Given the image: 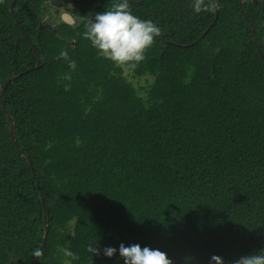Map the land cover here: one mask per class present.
Listing matches in <instances>:
<instances>
[{
  "label": "trees",
  "instance_id": "1",
  "mask_svg": "<svg viewBox=\"0 0 264 264\" xmlns=\"http://www.w3.org/2000/svg\"><path fill=\"white\" fill-rule=\"evenodd\" d=\"M12 1L0 0V264H35L46 224L38 264H125L121 243L173 264L264 250V0L199 13L129 0L162 30L135 68L82 35L115 0H60L76 23L50 22L59 35L44 21L57 0Z\"/></svg>",
  "mask_w": 264,
  "mask_h": 264
},
{
  "label": "clouds",
  "instance_id": "2",
  "mask_svg": "<svg viewBox=\"0 0 264 264\" xmlns=\"http://www.w3.org/2000/svg\"><path fill=\"white\" fill-rule=\"evenodd\" d=\"M218 0H193L194 11H215ZM83 37L90 41L98 55L111 60L121 67L135 68L145 59V53L156 37L162 35L160 27L151 20H143L131 11L129 0H115L109 9L98 12L84 25ZM71 70H75L76 61L69 58L66 51L59 54ZM62 80L71 81L70 73H65ZM71 84H65L64 90L70 91ZM98 243H89L87 251L94 256L101 254ZM64 256L78 260L79 256L69 249H62ZM104 255L113 257L117 253L114 247L103 249ZM119 255L125 264H173L168 255L150 247L141 248L139 244L125 246L121 243ZM213 264H224L219 256L212 257ZM233 264H264V250L259 253L242 256Z\"/></svg>",
  "mask_w": 264,
  "mask_h": 264
},
{
  "label": "water",
  "instance_id": "3",
  "mask_svg": "<svg viewBox=\"0 0 264 264\" xmlns=\"http://www.w3.org/2000/svg\"><path fill=\"white\" fill-rule=\"evenodd\" d=\"M15 1H16V0H13V1H12V4H14ZM57 1H58V3H57L58 5H61V4H62V2H61L60 0H57ZM61 19H62L64 22H66V23H68V24H70V25H74V24L76 23V19H75V17H74L70 12H68V11H65V12H63V13L61 14ZM45 25L51 27V29H52L53 31H55V33H56L57 35H59V34H58V30H57V28H56L54 25H51V23H50L49 20L46 21ZM27 36H28V35H27ZM28 38H29V36H28ZM70 41H71V42H74L73 40H70ZM29 42H30L32 48L35 49V45H34L33 41H32L30 38H29ZM40 66H41V59L38 58L37 67H40ZM15 79H16L15 76H14V77H11V78H9V79H7V81H6V83H5V86H4L3 90H2V95H1V96H2V101L4 100V95H5V90H6L7 85H8L10 82H12L13 80H15ZM3 109H4V111H5V112L7 113V115H8L9 121H10V123H11V135H12V137L15 139V125H14L13 118H12V116L8 113V111H7L6 107H5V105H3ZM21 153H22L23 155H25V153H23L22 151H21ZM41 199H42V202H43V204H44V207H46V206H45V197H44L43 192H41ZM45 228H46V231H45V235H44V241H43V243H42V245H41V247H40V249H39V251H38L36 257H35V264H38V256H39V253L41 252V249L44 247V245H45V243H46V240H47V236H48V232H49V226L46 224Z\"/></svg>",
  "mask_w": 264,
  "mask_h": 264
},
{
  "label": "rangeland",
  "instance_id": "4",
  "mask_svg": "<svg viewBox=\"0 0 264 264\" xmlns=\"http://www.w3.org/2000/svg\"><path fill=\"white\" fill-rule=\"evenodd\" d=\"M49 14L44 17V21H49L57 23L61 19V13L66 11L67 7L65 5H57L56 3L50 2L49 3ZM59 11V12H58ZM125 75L128 77L129 80H131L137 87L141 85H146L150 83L153 79L152 77H143L138 78L135 77L131 72L125 70Z\"/></svg>",
  "mask_w": 264,
  "mask_h": 264
},
{
  "label": "flooded vegetation",
  "instance_id": "5",
  "mask_svg": "<svg viewBox=\"0 0 264 264\" xmlns=\"http://www.w3.org/2000/svg\"><path fill=\"white\" fill-rule=\"evenodd\" d=\"M57 3H58V1L56 2V4H57ZM57 5H58V4H57ZM61 5H64V4H61ZM70 7L73 8V5L70 4ZM66 9H67V8H66ZM66 11H67V10H66ZM64 12H65V11H64ZM68 12H69V11H68ZM62 13H63V12H62ZM62 13H61V14H62Z\"/></svg>",
  "mask_w": 264,
  "mask_h": 264
}]
</instances>
